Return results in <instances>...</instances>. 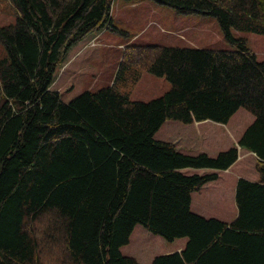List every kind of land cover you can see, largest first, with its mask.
Segmentation results:
<instances>
[{"label":"trees","instance_id":"16d2710c","mask_svg":"<svg viewBox=\"0 0 264 264\" xmlns=\"http://www.w3.org/2000/svg\"><path fill=\"white\" fill-rule=\"evenodd\" d=\"M150 1L216 19L233 50L130 44L110 87L65 103L51 86L72 49L104 28L127 36L112 0H8L18 16L0 26V264H139L142 229L186 240L149 264H264V61L232 33L264 35V0ZM142 72L170 89L131 101L120 82ZM239 109L253 121L237 147L211 155L172 140L184 130L174 123L225 125ZM239 148L258 181L237 180L229 221L197 193Z\"/></svg>","mask_w":264,"mask_h":264},{"label":"rangeland","instance_id":"374dc122","mask_svg":"<svg viewBox=\"0 0 264 264\" xmlns=\"http://www.w3.org/2000/svg\"><path fill=\"white\" fill-rule=\"evenodd\" d=\"M17 16L18 12L8 0H0V26L14 24ZM110 16L113 26L126 32L127 36L104 28L72 49L51 86L52 90L59 92L63 102L68 103L84 91L95 93L110 87L123 51L130 44L233 50L224 40L216 19L199 15H180L150 0H112ZM232 33L236 38L246 39L247 47L255 53L258 61H264V35ZM4 56L5 51L0 46V59ZM127 83L128 79L120 82V86L125 87L123 92L128 93L131 101L149 102L163 96L170 89V84L164 78L144 72L140 73L133 85ZM252 121L253 117L249 113L239 109L225 125L204 121L186 128V125L174 123L176 127L184 130L172 134V140L178 148L197 147L214 155L218 151L237 147L239 138ZM172 129L170 127L167 131L172 133ZM243 155L231 169L215 172L218 179L197 193L198 200L203 201L210 210H218L219 202L225 204L224 209H228V204H234L233 192L237 179L250 180L258 175L254 167L255 162ZM226 212L230 214V210ZM229 218L231 221V214ZM141 231H144L141 233V239L134 240L130 253L139 264H149L154 257L174 252L180 243L186 242L185 239L168 242L144 229ZM149 237H152L150 242Z\"/></svg>","mask_w":264,"mask_h":264},{"label":"crops","instance_id":"0c3cea01","mask_svg":"<svg viewBox=\"0 0 264 264\" xmlns=\"http://www.w3.org/2000/svg\"><path fill=\"white\" fill-rule=\"evenodd\" d=\"M205 122H210V121H205ZM239 150V157H238V160L236 161V163L239 161V159H241V155L242 154H244L243 156L246 158V159H248V158H251L253 161H255V156H254V154H252V153H250V152H247V151H243V150H241L240 148L238 149ZM218 152H222V151H218ZM235 163V164H236ZM235 164L233 165V166H235ZM233 166H231L229 169H231ZM228 169V170H229ZM184 172H186V173H193V172H195V171H191V170H185ZM197 173H200V172H202L203 173V171H196ZM206 172V171H205ZM214 173L215 172H218V171H213ZM239 179V178H238ZM237 179V180H238ZM249 181H252V182H255V181H258V175H255V178L254 179H250ZM206 186V185H205ZM205 186L203 187V188H205ZM202 188V189H203ZM233 197L235 198V192H233ZM225 204H223V203H220L219 202V209H221V210H223V211H227V210H230V214L232 215V217L234 218L235 216H236V214H237V209H236V206H235V203L234 204H228V209H224L223 208V206H224ZM218 207V206H217ZM232 218V219H233ZM179 242H181V241H179ZM184 245H185V243H180L176 248H175V250H174V252H180L182 249H183V247H184ZM172 253V252H171Z\"/></svg>","mask_w":264,"mask_h":264}]
</instances>
